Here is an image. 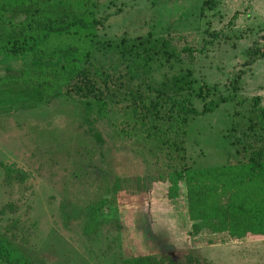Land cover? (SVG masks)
<instances>
[{
	"label": "rangeland",
	"instance_id": "obj_1",
	"mask_svg": "<svg viewBox=\"0 0 264 264\" xmlns=\"http://www.w3.org/2000/svg\"><path fill=\"white\" fill-rule=\"evenodd\" d=\"M44 1L0 0V33ZM89 1L98 41L150 34L167 38L177 51L190 50L178 64L154 69V80L189 69L194 92L203 85L211 98L230 94L239 76L240 104H222L188 120L187 167L240 162V145L258 146L247 118L251 97H260L264 108V0ZM60 2L78 9L82 0ZM93 56L103 59L99 52ZM191 104L200 109L198 98ZM123 105H112L110 119L94 123L99 140L68 96L0 112V235L33 264H125L131 257L163 254L182 264L188 256L208 264H264V230H222L209 178L193 184L204 204L189 202L184 190L166 197L167 184L155 176L166 172L167 150L155 149L140 129L118 132ZM113 185L118 194L112 205L94 211L101 199L111 198Z\"/></svg>",
	"mask_w": 264,
	"mask_h": 264
},
{
	"label": "trees",
	"instance_id": "obj_2",
	"mask_svg": "<svg viewBox=\"0 0 264 264\" xmlns=\"http://www.w3.org/2000/svg\"><path fill=\"white\" fill-rule=\"evenodd\" d=\"M44 2L29 10L22 21L11 24L10 31L0 33V112L16 106H36L52 96H68L88 120L91 137L99 140L94 123L108 121L115 111L112 105L124 103L121 113L125 120L118 132L140 129L144 140L155 149L167 150L166 172L155 178L167 184L168 199L184 190L189 202L204 204V199L193 192V184L201 186L209 178L222 230H264V108L259 105L260 97L249 99L247 118V129L257 130L258 146L240 145V162L189 168L183 155L188 120L212 113L222 104H240L236 101L239 76L233 79L230 94L211 98L203 85L194 92L189 69L156 81L152 78L154 69L164 63L178 64L180 54L190 50L183 47L177 51L167 38L150 34L98 41L94 28L99 22L92 16L89 0H82L78 9H67L60 0ZM97 52L103 56L101 61L93 56ZM192 97L201 102L199 110L192 106ZM117 194L118 186L113 185L111 198L101 199L93 210L111 206L110 200ZM175 218L184 223L179 214ZM186 261L208 264L197 256H188ZM124 262L182 264L166 254L158 259L131 257ZM0 264L33 263L5 235H0Z\"/></svg>",
	"mask_w": 264,
	"mask_h": 264
}]
</instances>
